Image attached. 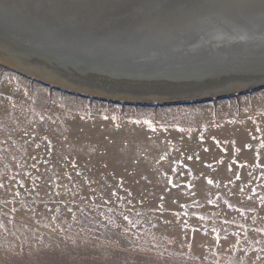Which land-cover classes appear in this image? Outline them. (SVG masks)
<instances>
[{"label":"rangeland","instance_id":"rangeland-1","mask_svg":"<svg viewBox=\"0 0 264 264\" xmlns=\"http://www.w3.org/2000/svg\"><path fill=\"white\" fill-rule=\"evenodd\" d=\"M22 74L0 64V264H264V88L139 105Z\"/></svg>","mask_w":264,"mask_h":264},{"label":"water","instance_id":"water-1","mask_svg":"<svg viewBox=\"0 0 264 264\" xmlns=\"http://www.w3.org/2000/svg\"><path fill=\"white\" fill-rule=\"evenodd\" d=\"M20 1L29 4L37 18L32 22L19 10L21 18L29 21V32L47 46V56L29 51L31 57L48 66L55 65L57 59L72 66L59 67L62 75L53 71V77L29 71L41 78L40 83L56 82L57 75L59 83L67 88L97 86L101 93L119 100L113 102L132 99L139 105L206 102L264 88V4L254 2L246 4L247 9L229 11L237 0L223 1L197 16L184 13V5L178 0H142L140 4L136 0ZM223 10L236 18L232 23L235 27L228 30L232 36L222 38L221 33L222 42L204 38L203 46L197 47L203 33L217 28V21L224 19L220 17ZM192 20L201 21L198 30L189 23ZM100 28L106 35L103 40L93 38ZM0 29V40L8 41L4 38L9 37L8 30ZM83 33L93 34L85 42H77ZM239 34L245 38L229 42ZM211 37L219 40V36ZM230 44L239 46L232 48ZM110 77L120 80H107Z\"/></svg>","mask_w":264,"mask_h":264},{"label":"bare ground","instance_id":"bare-ground-1","mask_svg":"<svg viewBox=\"0 0 264 264\" xmlns=\"http://www.w3.org/2000/svg\"><path fill=\"white\" fill-rule=\"evenodd\" d=\"M15 1H20V0H15ZM15 1L0 0V26H1L0 28H6L8 30L6 32H7V34H9V37H4V38H8L7 39L8 41H6L4 39L0 40V53L2 54L0 56V64L7 66V67H10L14 70H17L18 72L23 73L22 75L26 74L27 76L31 77L32 79H35L38 81H42V80H40L41 78H39V76H37V74H29V71H33L36 73H42L43 75H45L47 77H53L54 72H59L57 74L62 75V74H60L61 72L58 69L59 67H64V68H71L72 67L65 60L61 61V60L57 59L58 61L55 60L56 61L54 63L55 65H49V66H53V67H49L48 65H44L42 62H37L34 58L31 57V54H29V51H32V52L38 53L39 55H41L43 57L47 56L48 55V54H46L47 52L44 54V51H46L47 46L42 44V42L40 41L41 40L40 38L33 36L32 33L29 32V31H32V29H30L31 27L29 28V21L28 20L32 19V22H34L33 19H37L34 17L35 14H33L32 7L29 6V4L26 5L23 1H20L21 4H17V3H15ZM178 1L184 5V8H183L184 13H194L195 15L198 16V15L202 14L207 8H209V6H217V5L221 4L223 1H236V0H178ZM136 2H137V4H140V2H142V0H136ZM236 2H234L235 3L234 5H231V7H229V11L232 8H236L239 10L247 9L249 6L246 4H249V3L256 2L258 5L264 4V0H237ZM111 7H112V5H111ZM20 9L22 10V12L27 14L26 18L28 20L25 18L23 20V18H21V16H20L21 13L19 12ZM229 11L223 10L220 12V14H221L220 17H224V19L217 21V22H220L217 25V28L212 29V30H207L205 32V34L203 33V38H201V41H200L201 43L196 44V45H198L197 47L203 46V44L205 42L204 38L209 42H210V40L215 41V42H222L221 33L223 35L222 38H227V36L228 37L232 36V34H233L232 31H228V30L235 27V25L232 23L235 22L236 18H234L235 17L234 15L229 14ZM226 14H229L230 16H226ZM29 15H32V16H29ZM206 20L207 19H203L202 21H206ZM189 23L194 24L192 26L194 28V30L199 29V23H195V22H193V20ZM226 25H230V27H227ZM223 26H225L224 29L219 30V28H221ZM74 29H78V28H74ZM72 31L77 33V31H75V30H72ZM210 31H214V32H212L214 34L210 35ZM224 31H226V32H224ZM103 32H104V29L100 28L99 30H95L94 34L93 33H83L82 35H80L78 37V39H76V41L81 42L79 40H83V42H85V39L91 38V34L94 35L93 38H95V39L99 38V40H103V38L106 37V35H104ZM33 34H35V33H33ZM38 34L41 35L40 33H37V36H38ZM209 36L210 37L211 36H219V40H215L216 38H214V37L209 38ZM242 38H245V35L239 34L237 36H234L232 39H230L229 42H232L234 40L238 41ZM253 43H255V42H253ZM249 44H252V42ZM249 44H247V45H249ZM230 45L232 48H238V46H239L238 44H230ZM35 62H36V64H35ZM54 67H57V69H55ZM87 70H89V68H87ZM56 76H55V78H56L57 83L51 82V83H49V85L55 86L57 88L64 89V90L69 89V91H71V92L77 91V93H83L86 96L102 97L106 100L119 101V100H116L117 98H115L111 95H108L106 93H101L100 89L97 86L96 87L92 86L95 90L91 89V88L84 90V89H82V87L78 88L80 90H74V88L73 89L67 88L69 86H62L63 84L59 83L61 78H59L58 76L56 77ZM100 79H102V78H100ZM111 79L120 80L118 77H110L107 80H111ZM62 81H64V80H62ZM121 81H127V80L123 79ZM62 83H64V82H62ZM120 102L139 103V102H136L135 100H132V99H126V100L123 99Z\"/></svg>","mask_w":264,"mask_h":264},{"label":"snow or ice","instance_id":"snow-or-ice-1","mask_svg":"<svg viewBox=\"0 0 264 264\" xmlns=\"http://www.w3.org/2000/svg\"><path fill=\"white\" fill-rule=\"evenodd\" d=\"M211 182V181H210Z\"/></svg>","mask_w":264,"mask_h":264}]
</instances>
